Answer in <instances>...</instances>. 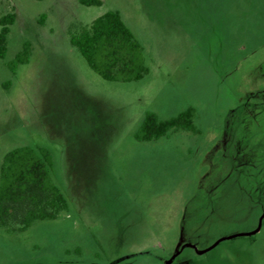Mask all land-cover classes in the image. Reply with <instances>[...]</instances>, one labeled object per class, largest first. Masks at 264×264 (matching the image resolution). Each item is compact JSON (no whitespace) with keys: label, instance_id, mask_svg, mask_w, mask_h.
<instances>
[{"label":"rangeland","instance_id":"1","mask_svg":"<svg viewBox=\"0 0 264 264\" xmlns=\"http://www.w3.org/2000/svg\"><path fill=\"white\" fill-rule=\"evenodd\" d=\"M12 9L0 164L46 147L68 209L0 226V264H264V0H0ZM108 9L144 47L139 79L103 77L71 41ZM189 106L197 130L136 137L148 111Z\"/></svg>","mask_w":264,"mask_h":264},{"label":"trees","instance_id":"2","mask_svg":"<svg viewBox=\"0 0 264 264\" xmlns=\"http://www.w3.org/2000/svg\"><path fill=\"white\" fill-rule=\"evenodd\" d=\"M100 5L103 0H80ZM16 19L14 9L0 14V56L7 51L10 25ZM75 44L88 64L103 77L134 80L143 77L149 67L144 47L118 9H108L89 25L72 34ZM19 61L25 59L19 55ZM15 70V64L13 65ZM196 108L189 106L162 119L148 111L136 132L139 139L158 138L175 128L197 130ZM52 158L46 147L19 145L5 153L0 164V226L9 231L27 229L34 220L55 218L68 209V200L52 179Z\"/></svg>","mask_w":264,"mask_h":264}]
</instances>
